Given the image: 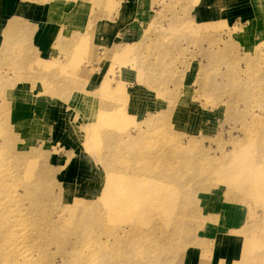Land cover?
<instances>
[{"label":"rangeland","instance_id":"obj_1","mask_svg":"<svg viewBox=\"0 0 264 264\" xmlns=\"http://www.w3.org/2000/svg\"><path fill=\"white\" fill-rule=\"evenodd\" d=\"M0 264H264V0H0Z\"/></svg>","mask_w":264,"mask_h":264},{"label":"crops","instance_id":"obj_2","mask_svg":"<svg viewBox=\"0 0 264 264\" xmlns=\"http://www.w3.org/2000/svg\"><path fill=\"white\" fill-rule=\"evenodd\" d=\"M15 10L18 11L17 9ZM32 11L34 14L37 13L35 9H33ZM34 14H32V16ZM47 16L45 18V21H42V23L47 22ZM39 22H41V20ZM57 22H58L57 19L53 20V23H57ZM33 38H34L33 42L35 44L36 50L38 52H42L43 54H45L47 56L46 57L47 60H51L52 58H60L61 48L60 46L55 47L54 42L57 38V34L53 33V29L50 30V27L45 28L43 26L39 28L38 26V29L33 34ZM37 40L39 41V43H37Z\"/></svg>","mask_w":264,"mask_h":264},{"label":"bare ground","instance_id":"obj_3","mask_svg":"<svg viewBox=\"0 0 264 264\" xmlns=\"http://www.w3.org/2000/svg\"><path fill=\"white\" fill-rule=\"evenodd\" d=\"M11 27V29H12V26H10ZM136 230V232H137V229H135ZM147 236V235H146Z\"/></svg>","mask_w":264,"mask_h":264}]
</instances>
